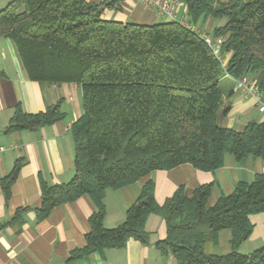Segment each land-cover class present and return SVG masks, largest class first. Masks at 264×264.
<instances>
[{
	"label": "trees",
	"instance_id": "obj_1",
	"mask_svg": "<svg viewBox=\"0 0 264 264\" xmlns=\"http://www.w3.org/2000/svg\"><path fill=\"white\" fill-rule=\"evenodd\" d=\"M123 2L13 0L0 11V36L13 42L31 81L82 88L83 114L72 126L75 176L52 186L40 178L38 221L87 196L95 207L91 230L85 247L74 251L70 261L124 249L131 238L147 244L148 218L159 214L167 237L156 248L177 264H264V246L248 255L239 253L254 230L250 216L264 213V174L250 183L239 182L213 207V184L199 186L190 197L180 186L160 206L155 183L148 179L183 164L215 172L224 166L226 155L237 162L264 159V120L249 122L242 132L221 127V114L230 111V106L223 109L220 87L225 71L208 45L178 20L145 25L104 19L107 10L122 11ZM184 3L193 25L209 18L224 21L213 36L225 40L227 72L236 79L248 76L264 99V0ZM61 103L34 115L18 106L6 131L37 132L53 125L64 118ZM22 166L19 159L0 181L6 201ZM144 179L124 222L107 229L106 192ZM6 225L0 224V232ZM225 229L232 232V253L206 254L205 243Z\"/></svg>",
	"mask_w": 264,
	"mask_h": 264
},
{
	"label": "crops",
	"instance_id": "obj_2",
	"mask_svg": "<svg viewBox=\"0 0 264 264\" xmlns=\"http://www.w3.org/2000/svg\"><path fill=\"white\" fill-rule=\"evenodd\" d=\"M13 0H0V11ZM98 4L104 0H87ZM122 11L107 10L104 19L151 25L168 21L158 11L140 0H124ZM187 16L186 6L178 10V17ZM220 21L209 18L202 23L203 30L213 34ZM0 181L8 176L19 159L23 160L17 180L6 201L0 186V224H7L0 232V264H177L172 255L164 256L156 243L166 239L167 226L159 214L147 221V244L129 239L126 248L95 252L71 260V254L86 245L90 232L89 218L95 211L89 197L83 196L74 203L63 204L43 221H38L36 209L41 206L40 178L49 185L70 182L75 176V144L72 126L83 114L82 88L78 84H42L31 81L22 66L13 42L0 36ZM227 79V78H226ZM231 89L224 96V106H230L227 115L219 118V125L238 132L244 131L251 121H262L256 100L244 96L231 80ZM61 100L64 118L37 132H7L18 106L26 114L45 112ZM257 111H255V109ZM222 109V111H223ZM253 112H251V110ZM251 112V113H250ZM264 174V159L248 157L237 162L226 155L224 166L215 172H203L190 164L170 171H156L148 179L155 183V200L162 206L180 187L189 197L201 185L213 184L209 207L222 195L233 193L241 182H252L256 175ZM147 179L119 190L106 192L105 227L121 225L129 207L141 194ZM24 212L16 218L17 212ZM252 235L244 241L239 253L248 255L264 246V213L251 215ZM232 232L220 231L215 239L207 241L204 251L208 255L227 256L232 253Z\"/></svg>",
	"mask_w": 264,
	"mask_h": 264
},
{
	"label": "built area",
	"instance_id": "obj_3",
	"mask_svg": "<svg viewBox=\"0 0 264 264\" xmlns=\"http://www.w3.org/2000/svg\"><path fill=\"white\" fill-rule=\"evenodd\" d=\"M144 4L156 9L160 16L167 18L170 21H180V23L197 33L211 49L213 55L218 60L223 70L225 78L231 79L236 83V88L242 92L244 96H252L256 100L258 112L264 117V102L261 99L260 93L256 87V83L248 76L234 78L228 72L229 55L224 52L223 44L225 42L222 37H215L213 34L203 30L198 25H193L188 21V17L179 18L178 10L185 6L184 0H140Z\"/></svg>",
	"mask_w": 264,
	"mask_h": 264
},
{
	"label": "rangeland",
	"instance_id": "obj_4",
	"mask_svg": "<svg viewBox=\"0 0 264 264\" xmlns=\"http://www.w3.org/2000/svg\"><path fill=\"white\" fill-rule=\"evenodd\" d=\"M219 21H220V20H219ZM223 22H224V21H220L219 25H221V23H223ZM201 25H202V23H199V26H201ZM220 87H221V89H222V91H223L224 96H226L228 89H231V88H232V86H231V81L228 80V79H226V78H223V79L220 81ZM261 99H262V101L264 102V99H263V98H261ZM254 109H255V108H254ZM254 109H252L251 112H253ZM255 111H257V110L255 109ZM251 112H250V113H251Z\"/></svg>",
	"mask_w": 264,
	"mask_h": 264
}]
</instances>
